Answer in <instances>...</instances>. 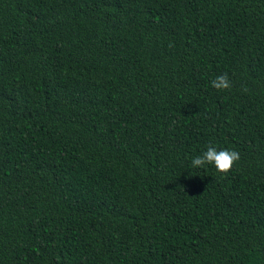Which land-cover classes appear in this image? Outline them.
I'll return each instance as SVG.
<instances>
[{
    "label": "trees",
    "instance_id": "16d2710c",
    "mask_svg": "<svg viewBox=\"0 0 264 264\" xmlns=\"http://www.w3.org/2000/svg\"><path fill=\"white\" fill-rule=\"evenodd\" d=\"M0 264H264V0H0Z\"/></svg>",
    "mask_w": 264,
    "mask_h": 264
},
{
    "label": "clouds",
    "instance_id": "9594fccd",
    "mask_svg": "<svg viewBox=\"0 0 264 264\" xmlns=\"http://www.w3.org/2000/svg\"><path fill=\"white\" fill-rule=\"evenodd\" d=\"M212 87L217 90L231 88L227 74H221L211 81ZM240 158L238 151L234 149H218L214 144L209 143L206 150L195 156L191 163L193 167H203L205 164L213 165L220 173L229 172L234 163Z\"/></svg>",
    "mask_w": 264,
    "mask_h": 264
}]
</instances>
